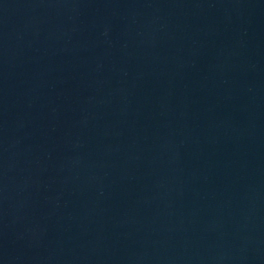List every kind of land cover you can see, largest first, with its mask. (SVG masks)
Listing matches in <instances>:
<instances>
[{
    "label": "water",
    "instance_id": "water-1",
    "mask_svg": "<svg viewBox=\"0 0 264 264\" xmlns=\"http://www.w3.org/2000/svg\"><path fill=\"white\" fill-rule=\"evenodd\" d=\"M0 264H264V0H0Z\"/></svg>",
    "mask_w": 264,
    "mask_h": 264
}]
</instances>
